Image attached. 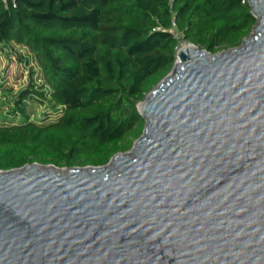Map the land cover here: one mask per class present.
I'll list each match as a JSON object with an SVG mask.
<instances>
[{
	"label": "water",
	"instance_id": "1",
	"mask_svg": "<svg viewBox=\"0 0 264 264\" xmlns=\"http://www.w3.org/2000/svg\"><path fill=\"white\" fill-rule=\"evenodd\" d=\"M233 49L186 43L99 167L0 171V264H264V0Z\"/></svg>",
	"mask_w": 264,
	"mask_h": 264
},
{
	"label": "trees",
	"instance_id": "2",
	"mask_svg": "<svg viewBox=\"0 0 264 264\" xmlns=\"http://www.w3.org/2000/svg\"><path fill=\"white\" fill-rule=\"evenodd\" d=\"M255 24L248 0H0V48L27 49L19 60L39 71L10 89L0 171L107 164L141 136L138 104L170 72L180 43L216 54ZM32 104L44 107L40 122Z\"/></svg>",
	"mask_w": 264,
	"mask_h": 264
},
{
	"label": "rangeland",
	"instance_id": "3",
	"mask_svg": "<svg viewBox=\"0 0 264 264\" xmlns=\"http://www.w3.org/2000/svg\"><path fill=\"white\" fill-rule=\"evenodd\" d=\"M180 36L179 34H176ZM185 43H180V46ZM19 54L22 59L27 56V49H22L14 44L3 45L0 48V124L3 121H10L8 114V101L10 96V89L16 92L18 88L23 85L29 76V69L32 68L34 72H39L37 66L32 62L24 63L19 60ZM40 79V75L35 76ZM44 111L43 106L32 104L29 106V114L32 120L40 122L41 114ZM18 121V118L16 119ZM64 168L60 169L63 170Z\"/></svg>",
	"mask_w": 264,
	"mask_h": 264
},
{
	"label": "built area",
	"instance_id": "4",
	"mask_svg": "<svg viewBox=\"0 0 264 264\" xmlns=\"http://www.w3.org/2000/svg\"><path fill=\"white\" fill-rule=\"evenodd\" d=\"M246 2V0H242V4H244Z\"/></svg>",
	"mask_w": 264,
	"mask_h": 264
},
{
	"label": "bare ground",
	"instance_id": "5",
	"mask_svg": "<svg viewBox=\"0 0 264 264\" xmlns=\"http://www.w3.org/2000/svg\"><path fill=\"white\" fill-rule=\"evenodd\" d=\"M57 172H62V170L60 171V170H58Z\"/></svg>",
	"mask_w": 264,
	"mask_h": 264
}]
</instances>
